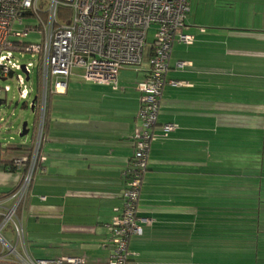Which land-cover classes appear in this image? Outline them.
<instances>
[{"label": "crops", "instance_id": "0c3cea01", "mask_svg": "<svg viewBox=\"0 0 264 264\" xmlns=\"http://www.w3.org/2000/svg\"><path fill=\"white\" fill-rule=\"evenodd\" d=\"M189 2L182 31L194 42L176 41L170 54L132 258L264 264V0ZM151 54L152 44L149 64L123 70L117 86L75 75L65 93L52 94L39 170L17 209L24 240L12 228L13 252L0 264L62 256L110 264ZM164 123L175 128L164 134ZM22 172L0 163V191L18 187Z\"/></svg>", "mask_w": 264, "mask_h": 264}, {"label": "built area", "instance_id": "2783aa9c", "mask_svg": "<svg viewBox=\"0 0 264 264\" xmlns=\"http://www.w3.org/2000/svg\"><path fill=\"white\" fill-rule=\"evenodd\" d=\"M61 8H65L61 11ZM191 11L189 0H0V79L16 78L20 96L27 99L36 92L29 84L37 67L41 70L37 133L32 152L16 160L23 172L17 191L0 200V251L11 254L14 247L1 235L12 224L23 242L24 232L17 209L29 194L39 170L44 141L46 113L50 94L65 93L71 76L117 86L123 70H140L149 31L154 27L150 67L138 88L143 103L138 119L142 130L136 135V147L126 172L122 204L110 225L112 246L110 264H141L132 258L130 241L143 233L139 215V196L143 173L148 168L151 139L158 122L164 85L168 81L169 58L176 41L194 42L182 31ZM26 19L35 21L24 24ZM24 25L22 29L19 26ZM38 31L40 41H25L24 33ZM16 52L31 53L34 58L20 65ZM181 66L186 62H180ZM173 84L182 81L170 80ZM7 93L9 86H0ZM35 98V97H34ZM34 100V99H33ZM31 106L33 101L29 103ZM35 104V103H34ZM36 105V104H35ZM34 105V106H35ZM164 134L175 128L162 125ZM45 199V197H43ZM5 252V253H4ZM8 258V256H5ZM83 257L45 258L30 264H84Z\"/></svg>", "mask_w": 264, "mask_h": 264}, {"label": "rangeland", "instance_id": "374dc122", "mask_svg": "<svg viewBox=\"0 0 264 264\" xmlns=\"http://www.w3.org/2000/svg\"><path fill=\"white\" fill-rule=\"evenodd\" d=\"M35 23L32 19H26V24H33ZM24 25L19 26L22 29ZM155 33L154 27L149 31L148 34V44L146 45L144 51V64H149V49L150 45L153 42ZM42 35L38 31H29L24 33L23 39L25 41H40ZM15 58L20 65L27 63L28 61L34 59L31 57V53H22L16 52ZM36 91V75L35 72L33 73V78L29 82ZM0 86L6 87L9 86L10 90L5 93L3 90V97L6 99L5 103L1 104L0 106V142H2L5 146L6 144L12 145H30L32 141V136L34 133V128L36 125V116L34 110L31 108V105H25V103H31L35 97V92L27 98L24 99L20 96L19 93V85L17 84L16 78L9 79L7 81H3L0 79ZM28 123L29 133L21 136V130L23 123ZM14 153H21V150H13ZM14 227L12 224L7 225L5 229L1 232V235L4 236L7 240L11 237V229ZM112 252V251H111Z\"/></svg>", "mask_w": 264, "mask_h": 264}, {"label": "trees", "instance_id": "16d2710c", "mask_svg": "<svg viewBox=\"0 0 264 264\" xmlns=\"http://www.w3.org/2000/svg\"><path fill=\"white\" fill-rule=\"evenodd\" d=\"M64 10H65V8H61V11H64ZM35 75H36V84H35L36 85V92H35V98H36L35 104L36 105L34 104L35 106L33 108L32 107L31 108L34 110L35 114H37L38 113V108H39V105H37V103L39 101V94H40V90H41V70H40V67H37L36 68ZM167 82H166V84H167ZM165 85H164V87H165ZM51 96H52V94H50L49 100H48V108H47V113H46L47 123H46L45 129L47 128V125H48L49 106H50V98H51ZM5 101H6V99L3 97V95H1V97H0V106H1V104L5 103ZM161 101H162V99H161ZM25 105L27 106V105H29V103L26 102ZM160 106H161V102H160ZM37 118H38V114L36 116V125H35V128H34V133H33L32 141H31V144L30 145H21V144L20 145H12V144H6V146H5L2 142H0V163L3 164V168L5 170H10V171L11 170H17L18 169V165L16 163V160L19 159V158L24 157L25 155H29L32 152V149H33V146H34V142H35V138H36V133H37ZM157 125H158V122L155 125V127ZM154 134H155V132H154ZM154 138H152L151 141ZM150 145H151V142H150ZM13 150H21L22 151V154L19 155V156H17V157H13L12 159L2 158V154H3L4 151L5 152H13ZM23 172H22V174H23ZM144 174H145V172L143 173V176H144ZM17 189H18V187H15V188H12V189H8V190H4V191H0V200L5 199V198H9L10 196H12L17 191ZM2 212L3 211L0 210V223L3 220V214H2ZM0 256H2V252L1 251H0ZM9 263H11V262H9Z\"/></svg>", "mask_w": 264, "mask_h": 264}, {"label": "water", "instance_id": "95a60500", "mask_svg": "<svg viewBox=\"0 0 264 264\" xmlns=\"http://www.w3.org/2000/svg\"><path fill=\"white\" fill-rule=\"evenodd\" d=\"M4 80V79H3ZM35 100H36V98H34V100H33V104H32V108L34 107V103H35ZM29 133V128H28V123L27 122H24L23 123V126H22V130H21V133H20V135L21 136H24V135H26V134H28Z\"/></svg>", "mask_w": 264, "mask_h": 264}]
</instances>
